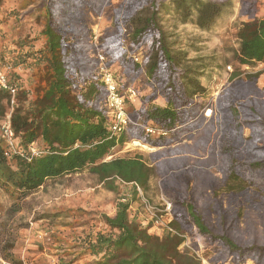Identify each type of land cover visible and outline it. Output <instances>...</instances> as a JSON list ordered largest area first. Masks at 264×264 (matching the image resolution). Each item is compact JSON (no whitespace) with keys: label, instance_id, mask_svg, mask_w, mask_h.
Listing matches in <instances>:
<instances>
[{"label":"trees","instance_id":"trees-1","mask_svg":"<svg viewBox=\"0 0 264 264\" xmlns=\"http://www.w3.org/2000/svg\"><path fill=\"white\" fill-rule=\"evenodd\" d=\"M42 1L40 35L18 40L0 59L2 66L10 67L9 84L17 88L13 104L11 95L0 90V122L11 111L19 143L17 151L7 157V146L0 137V186L12 196L25 198L48 180L85 171L97 175L100 183L113 192L118 190V181L131 185L129 194L117 203L114 216L104 218L106 231L97 233L86 245L85 252L94 258L92 264H203L190 250L181 249V237L152 234L131 212L138 200V188L146 192L151 179L160 174L162 187L174 195L173 229L185 234L197 229L219 247L218 260L232 257L236 263L253 259L264 264V240H244L238 232L242 211L232 215L223 209V196L264 193V98L257 95V75L240 79L238 73L234 74V81L218 98L223 133L217 156L211 144L215 132L211 119L198 141L208 150L210 159L195 167L177 147L171 149L168 158L165 151L152 154L154 166L142 155L108 160L127 138L151 148L169 147L200 128L205 117H200L199 104L187 97L174 58L159 41V51L146 71L154 89L148 100L152 102L161 94L165 102L142 108L136 116L128 104V111L135 122H152L171 133V138L151 137L135 125L120 136L113 135L104 106L107 92L96 76L97 61L90 55L91 30L86 16L87 12L100 15L108 0ZM163 1L125 0L115 12L116 33L103 38L102 46L125 71L137 76L144 72L124 56L121 27L133 22L147 6L157 12ZM1 10L0 22L21 11L10 7V1L3 3ZM154 16L146 19L143 28L134 30L131 36L135 43L152 41L158 32ZM238 38L237 60L242 67L264 63V17L244 23ZM246 129L249 136L245 139ZM217 157L221 180L204 169L214 165ZM6 258L10 264H23Z\"/></svg>","mask_w":264,"mask_h":264},{"label":"rangeland","instance_id":"rangeland-1","mask_svg":"<svg viewBox=\"0 0 264 264\" xmlns=\"http://www.w3.org/2000/svg\"><path fill=\"white\" fill-rule=\"evenodd\" d=\"M10 1L20 14L9 15L10 19L0 22V59L9 53L14 44L26 37L39 36L42 30V0H0ZM125 0H108L101 14L95 16L89 12L86 16L91 30L90 55L97 51L94 37H99L100 50L109 59L123 85L138 91V99L129 104L133 116L151 105H163L165 99L158 94L152 102L148 98L154 89L148 82L146 71L159 51L160 45L166 46L176 63L179 81L187 97L200 106V117L204 123L196 131L162 149L135 146L134 140L128 139L124 146L114 151L112 158L134 157L142 155L151 165H155L151 155L155 152L166 153L171 157V149L177 147L189 158V165L195 167L202 160H209V152L198 144L203 136L204 126L209 120L215 122L212 137L216 156L219 141L223 133L222 115L218 110V98L232 84L233 75L240 79L246 75H257L256 91L259 98H264V63L262 66L242 67L237 60L240 48L238 31L244 23L260 20L264 17V0H165L160 8L154 10L147 6L133 18V22L121 27L120 42L124 56L140 65L144 72L134 75L125 71L119 61H113L102 46V39L116 33L114 26L115 12ZM3 13L1 10L0 15ZM154 16L158 32L148 43L137 42L132 38L136 29L145 25L146 19ZM161 41V44L159 43ZM160 44V45H159ZM210 111V116L207 115ZM165 137L169 138L171 133ZM249 130L244 132L245 139ZM171 138V137H170ZM19 144V143H18ZM143 144V143H141ZM220 158L212 166L204 169L219 180L223 178L218 170ZM203 169V170H204ZM162 175H155L143 196L158 208L170 205V213L165 216L173 220V200L171 191L162 187ZM117 192L110 191L100 183L97 175L89 171L82 174L48 180L31 195L20 198L12 196L0 186V264H10L7 256L23 264H92L94 258L85 252L88 241L99 232H105V217L116 213L117 203L129 194L131 185L117 182ZM211 194L210 191L207 192ZM133 204L131 212L139 221L145 217L142 199ZM223 209L230 214L242 211L238 232L244 240L256 238L264 240V193L251 192L242 196H223ZM215 215V214H213ZM213 222H216L213 217ZM195 230L201 238L195 237ZM194 248L207 264H257L253 259L236 263L229 257L216 259L219 247L202 235L197 229L187 233ZM163 235H161L162 237ZM182 248V247H181Z\"/></svg>","mask_w":264,"mask_h":264},{"label":"built area","instance_id":"built-area-1","mask_svg":"<svg viewBox=\"0 0 264 264\" xmlns=\"http://www.w3.org/2000/svg\"><path fill=\"white\" fill-rule=\"evenodd\" d=\"M94 45L96 46V52L94 57L97 61L96 76L103 83L106 89V97L104 100V106L108 111L110 118L109 129L110 132L115 136H120L129 127L135 125L141 127L147 135L151 137H160L167 135V132L155 125L152 122L147 124L137 123L134 121L133 117L128 111V104H133L138 99V91L133 87H124L123 81L120 76L117 75L116 71L112 69L109 65V59L106 57L104 52L100 50V40L99 37H94ZM260 64L259 66H262ZM9 66H2L0 64V90H5L11 95V102L14 103V99L17 93L16 86L9 84ZM0 137L4 140L7 151L6 156L10 157L12 153L16 152L18 149V140L14 133L11 124V111L2 119L0 122ZM133 145L143 147L140 141H133ZM34 151V150H32ZM139 194L142 199V207L145 211V217L141 220V224L145 228L153 229L156 228L160 232V235L173 234L178 235L183 239L181 249H188L193 254H195L199 259H201L203 264H207L205 259L200 256L201 251L194 248L190 241L189 235L186 233H179L173 229L171 224V219L165 218L170 213V205L167 208L161 209L153 205L147 198L143 196V191L138 188ZM195 237L201 238L200 234L195 230Z\"/></svg>","mask_w":264,"mask_h":264},{"label":"crops","instance_id":"crops-1","mask_svg":"<svg viewBox=\"0 0 264 264\" xmlns=\"http://www.w3.org/2000/svg\"><path fill=\"white\" fill-rule=\"evenodd\" d=\"M150 232H151L152 234L160 235V232H159L158 229H156V228L150 229Z\"/></svg>","mask_w":264,"mask_h":264},{"label":"bare ground","instance_id":"bare-ground-1","mask_svg":"<svg viewBox=\"0 0 264 264\" xmlns=\"http://www.w3.org/2000/svg\"><path fill=\"white\" fill-rule=\"evenodd\" d=\"M210 114V111L208 112V114L207 115H209ZM210 116V115H209ZM137 143H138V141H137ZM143 145V144H142ZM143 147H146L145 145H143Z\"/></svg>","mask_w":264,"mask_h":264}]
</instances>
